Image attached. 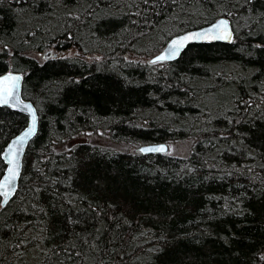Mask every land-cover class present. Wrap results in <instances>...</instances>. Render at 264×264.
Returning <instances> with one entry per match:
<instances>
[{
  "label": "trees",
  "instance_id": "16d2710c",
  "mask_svg": "<svg viewBox=\"0 0 264 264\" xmlns=\"http://www.w3.org/2000/svg\"><path fill=\"white\" fill-rule=\"evenodd\" d=\"M221 15L229 42L159 64L127 56ZM7 70L22 73L38 127L0 204V264H264V0H0ZM26 123L0 106V177ZM96 129L192 146L76 140Z\"/></svg>",
  "mask_w": 264,
  "mask_h": 264
},
{
  "label": "water",
  "instance_id": "95a60500",
  "mask_svg": "<svg viewBox=\"0 0 264 264\" xmlns=\"http://www.w3.org/2000/svg\"><path fill=\"white\" fill-rule=\"evenodd\" d=\"M221 21L224 23L221 24ZM231 38L232 28L229 19L221 15L204 25L190 28L170 36L162 48L149 58V61H171L178 58L180 53L189 44L229 42ZM12 77L18 79H12ZM21 87L22 74L20 72L7 70L0 74V106H7L23 113L27 117L26 125L9 139L2 151V159L6 167L0 177L1 206H4L15 193L22 169V159L25 149L28 142L35 135L38 127L37 110L30 100L22 97ZM8 93L11 94L9 95ZM4 99L7 100V103L2 102ZM33 117L35 118L34 120ZM33 124L34 131L30 135L25 136L24 134L28 132L29 128L33 127ZM22 136L24 139L18 140ZM10 145L11 148L9 147ZM142 149L153 150L141 151ZM137 150L141 154L166 153L168 144L161 141L147 142L140 144Z\"/></svg>",
  "mask_w": 264,
  "mask_h": 264
},
{
  "label": "rangeland",
  "instance_id": "374dc122",
  "mask_svg": "<svg viewBox=\"0 0 264 264\" xmlns=\"http://www.w3.org/2000/svg\"><path fill=\"white\" fill-rule=\"evenodd\" d=\"M158 49H155L153 53H155ZM76 53L74 50H67L65 51L64 55L66 56H72ZM31 56H40L43 55V53L38 54L36 52H31L29 53ZM44 56V55H43ZM129 57L137 58L140 60V62H146L149 60V57H140L136 56L134 54L128 55ZM154 64H159L158 61L154 62ZM238 73V71H235ZM76 140H83V141H91L94 143H97L99 145L105 146V147H110L113 149H119V148H124L127 150H137L138 146L140 144H135V143H126V142H116L114 139L111 138V135L109 134V131L107 129H96V130H89V131H84L82 132L78 137H76ZM168 144V150L167 153L170 155H175V156H186L191 150V140H188L186 137H179L177 139H172L167 141ZM138 151V150H137ZM37 255V250L32 251L30 254V257H35Z\"/></svg>",
  "mask_w": 264,
  "mask_h": 264
},
{
  "label": "snow or ice",
  "instance_id": "6c2138e0",
  "mask_svg": "<svg viewBox=\"0 0 264 264\" xmlns=\"http://www.w3.org/2000/svg\"><path fill=\"white\" fill-rule=\"evenodd\" d=\"M224 22L223 21H221V24H223ZM220 38H223V37H220ZM5 79H8V78H5ZM12 79H18V78H16V77H12ZM9 95L11 94V93H8ZM3 103H7V100L6 99H4L3 101H2ZM35 118L33 117V120H34ZM32 131H34V124H33V127H31V128H29L28 129V132H26L24 135L25 136H27V135H30L31 133H32ZM24 139V137L22 136V137H20V138H18V140H23ZM10 148H11V145L9 146ZM153 149H142L141 151H152ZM158 150V149H157ZM10 171H12V169H10Z\"/></svg>",
  "mask_w": 264,
  "mask_h": 264
},
{
  "label": "bare ground",
  "instance_id": "6f19581e",
  "mask_svg": "<svg viewBox=\"0 0 264 264\" xmlns=\"http://www.w3.org/2000/svg\"><path fill=\"white\" fill-rule=\"evenodd\" d=\"M19 72V71H18ZM21 73V72H20ZM22 74V73H21ZM22 78H23V75H22Z\"/></svg>",
  "mask_w": 264,
  "mask_h": 264
}]
</instances>
